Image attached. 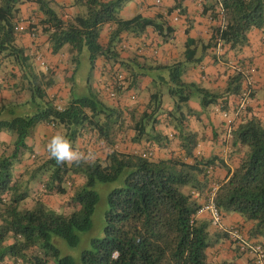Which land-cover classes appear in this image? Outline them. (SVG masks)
Returning a JSON list of instances; mask_svg holds the SVG:
<instances>
[{
    "label": "trees",
    "instance_id": "1",
    "mask_svg": "<svg viewBox=\"0 0 264 264\" xmlns=\"http://www.w3.org/2000/svg\"><path fill=\"white\" fill-rule=\"evenodd\" d=\"M130 1L83 0L86 14L64 19L48 2L37 0L42 17L38 23L31 22L25 32L32 37L37 32L46 35L54 55L68 47L72 64L79 63L86 53L88 81L97 59L112 63L117 96L137 88L147 72L155 71L142 112L138 105L131 110L112 108L95 95L70 97L66 103L52 97L49 92L57 85L56 70L50 66L48 70L38 68L36 56L18 42L21 33L15 27L21 13L18 6L23 1L0 0V94L8 90L17 97L16 101L4 99L0 103V138L4 133L13 138L0 147V264H76L71 256L62 255L54 240L59 238L76 247L77 233L90 230L99 202L95 185L120 180L121 187L107 196L104 236L90 241L78 264H233L209 261L207 251L224 239L241 253L224 232L218 230L216 237H211L205 225L197 222L202 204L192 193H207L213 182L218 184L214 202L222 220L224 214H236L251 222L245 233L248 239L264 238V122L250 115L249 106L255 89L251 86L248 105L229 127L231 151L237 157L230 169L216 156H197L200 139L189 130V119L195 116L189 104L197 97L203 109L220 104L226 110L230 97L241 96L245 77L233 72L220 91L186 82L183 77L186 65L200 64L218 43L235 51L248 45L247 34L252 30L260 31L264 38V0H202L200 14L212 24L210 37L206 42L192 39V25L186 27L183 60L170 65H153L144 56L119 60L117 49L124 33L141 38L152 29L163 44L175 39L165 16L144 18L137 14L122 19L119 13ZM174 2L166 16L185 12L184 0ZM104 26L109 27L108 35L100 40ZM217 57L227 61L224 56ZM118 66L126 87L117 80L119 70L114 68ZM76 71L70 72L72 82ZM166 96L171 103L169 111L164 110ZM43 125L64 129L74 146L80 138L103 142L105 147L94 150L102 158L97 156L94 163L77 167L56 164L48 152L46 158L36 157L27 141ZM161 125L173 131L171 136L158 129ZM128 138L134 145L147 143L151 152L155 147L169 150L173 144L176 151L169 150V155L162 158H145L137 149H119ZM26 152L34 164L21 173L18 167L23 165ZM216 167L226 170L225 179L216 180L213 171L207 174L208 169ZM24 177L29 178L27 182ZM79 179L81 185H77ZM33 181L40 185L42 198L31 189ZM51 196H68L72 212L47 206L44 197ZM29 199L34 201L31 207ZM232 227L243 231L240 226Z\"/></svg>",
    "mask_w": 264,
    "mask_h": 264
},
{
    "label": "crops",
    "instance_id": "2",
    "mask_svg": "<svg viewBox=\"0 0 264 264\" xmlns=\"http://www.w3.org/2000/svg\"><path fill=\"white\" fill-rule=\"evenodd\" d=\"M21 3L18 8H20L19 15V23H22L26 27L30 25L31 22L38 23L39 19L42 15L39 14V5L37 4V0H21ZM40 1V0H38ZM44 3H49V7L54 9L56 12L63 15L64 19H69L79 14V12L75 9V5H82L83 0H42ZM103 2H107L109 0H101ZM175 0H131L127 5L122 8L119 13V16L128 20L133 18L135 15L140 14L144 18H154L157 15L165 16L168 21V24L174 29L175 39L171 43H161L160 38L149 29L146 34H144L141 38H136L132 34L124 33L122 34V42L118 46L117 52L120 55L119 60L121 61H129V59H134L136 57L144 56L149 60H152L155 64L162 65H170L176 61L183 60V44L185 42V29L186 27L192 25L190 37L193 39H201L203 42H206L210 37V28L211 23L201 16L202 11V2L200 0H184L183 8L184 13L178 14L177 12H173L171 15L166 16L167 9H171L175 5ZM109 27L104 26L100 32V40H104L108 35ZM248 45L243 47L238 54H235L233 51L229 50L228 47H224L221 55L226 58V62H221L217 56L215 49L208 51V54L204 57L203 61L200 64L194 66H185V73L183 75L184 80L189 83L198 84L201 87L209 89L210 91H220L226 85V81L229 76L232 75L234 70L231 67L232 64L238 63L241 65H249L253 67L254 72L251 74V78L254 84L255 89V97L250 101L249 106H251V114L262 122H264V38L260 31L252 30L247 34ZM19 45L31 50V52L37 57L41 56L42 62H46L50 67L54 68L55 77L57 85L54 89H52L49 94L54 97L57 96L59 102L66 103L71 95L76 94L77 92L80 94L84 93V91L89 86L92 88L96 85L102 87H107L106 79L108 78V82L112 84V74L111 70L112 63L104 60L97 59L95 68L91 72V78L88 81L87 77L85 79L77 78V72L72 80H70V72L72 69L70 68V55L68 54V48L63 50L61 53L54 55L52 53L51 46L48 42V37L46 35L37 32L35 37H32L28 32H24L19 36ZM179 46L182 48V52L179 50ZM216 54V57L214 55ZM220 55V56H221ZM218 58V59H217ZM84 60V59H83ZM87 61V59H85ZM217 60V61H215ZM36 65L39 68L38 60L35 61ZM132 65L137 68L133 63ZM89 63L86 64L88 68ZM118 68V76L119 72L122 73L120 79H123V70L120 66L114 68V71H117ZM101 69V70H100ZM88 71H90V66ZM87 71V73H88ZM63 73V76H61ZM148 76L143 79L141 84L129 91L127 98H118V100L112 101V99H107L105 96V101L112 108H118L119 110H125L129 107L133 109L135 105L130 106V101L134 102L137 94L140 90H145L148 92L151 87V78L154 79L156 76L155 71L147 72ZM71 81V82H70ZM67 82L70 85L67 86ZM102 82L103 85L100 83ZM104 82V83H103ZM109 84V85H110ZM106 85V86H105ZM244 85V83H243ZM259 90L263 91V94L260 98L257 97V93ZM105 93V92H104ZM149 96V94H148ZM146 100L147 101V98ZM6 102H13L17 100V97L14 93L9 92L8 90H4L2 94H0V103L2 100ZM197 100H193L189 104V108L194 112L195 116L189 119V130L199 135V146L197 148V156L208 158L211 156H216L220 158V163L232 169L237 161V157L232 153L231 142L232 139L229 136V127L227 125V119L224 117L225 113H229L236 105L237 97H230L227 101V108L223 110L220 104L211 106L209 109L206 108L205 111L199 106V102ZM169 100L164 101V110L171 109L170 105L167 103ZM144 106L142 108L138 106V111L142 112ZM222 112V113H221ZM158 129L164 134L171 135L173 131L171 129L166 128L165 125H161ZM61 132L65 134L64 129L61 127L53 126V125H43L34 131L33 135L28 139V145L33 151V154L36 157H45L47 156L46 144L49 139L57 132ZM13 138L9 134H3L0 138V147L5 143H11ZM176 143V141H174ZM118 145H121L119 143ZM142 145V144H141ZM141 145H130L129 149H138ZM75 147H79L81 151L83 149H102L105 147L103 142L99 144L94 143L93 140H88V138H80L75 143ZM121 147L119 148L121 150ZM228 148V150H227ZM231 151L230 153L227 151ZM229 153V154H228ZM98 157L101 155L96 154ZM33 158V155H31ZM30 157V158H31ZM102 158V157H101ZM23 165H21L19 170L21 173H24L25 170L31 169L34 164L32 159H28L25 156ZM18 171V172H19ZM213 177L216 180H223L226 177V170L222 167L214 168L212 172ZM25 181L29 179L28 177H24ZM36 182V181H35ZM82 180L79 179L77 181V185H81ZM37 184V185H36ZM32 182L30 187L32 190L37 191L39 194L41 193V187L38 183ZM72 195V194H71ZM70 196V194L68 195ZM61 196H51L44 197V202L50 208L62 212L65 208H69L66 201V197ZM42 198V195L40 194ZM195 198L198 200L199 204H203L206 199V192L202 195H196ZM28 206H33V199L28 200ZM31 204V205H30ZM223 225L225 226H240L242 227L244 233H248L249 229L252 227L251 222L244 221L240 216L236 214H224L223 215ZM197 222L202 223L207 228V231L210 233L211 237H216L218 229L215 227L214 223L211 221L210 216L207 213H202L197 216ZM254 242H260L264 246V238L251 239ZM207 255L209 261L211 262H222L228 261L233 264H251V261L248 257L238 254L235 251V247L233 244L229 242V240L224 239L221 240L215 247L209 249L207 251Z\"/></svg>",
    "mask_w": 264,
    "mask_h": 264
},
{
    "label": "rangeland",
    "instance_id": "3",
    "mask_svg": "<svg viewBox=\"0 0 264 264\" xmlns=\"http://www.w3.org/2000/svg\"><path fill=\"white\" fill-rule=\"evenodd\" d=\"M75 9L81 15L86 14V6L83 5V4L82 5H75ZM67 48L68 47H66L65 49H67ZM179 50L182 52V48L180 46H179ZM239 51H240V49H236L235 51L233 50V52L235 54H238ZM87 57L88 56L85 53L84 54V57H83L84 60L82 59L79 63L78 62L77 63H74L73 62V64L70 62V68L72 70L73 69H77V71H76L77 72V78H79V79L80 78L81 79L82 78L85 79L86 77L87 78L89 77V75L87 73V71L89 69V66H88V68L86 67V64L89 63ZM85 59H87V61ZM252 69H253V67H252ZM61 76H63V73H61ZM57 78H58V76L55 77V80ZM106 80H107L106 81V84L109 85L110 82H108V78ZM100 84L103 85L102 82ZM68 85L71 86V84H69V82H67V86ZM148 92H146L145 90H140V92L137 94L135 100H133L134 102H132V101L129 100V102L131 103L130 106L131 105H136V106L138 105V106H140L142 108V106H144V104L146 103L145 100H146V97L148 96ZM262 94H263V91L262 90H259L258 93H257V97L260 98L262 96ZM93 95L97 96L105 104L107 103L105 101V96L107 97V99L114 100L113 97H111L110 92H108V94H107L105 88H103V90H102V87H100L98 85H96L95 87L93 86L92 88H90L88 86L87 89L84 91V93H82V94L79 95V93L77 92L76 94L71 95L70 97L80 98V97H89V96H93ZM126 95H128V93H124V92L121 93L118 96L116 95L117 96V100H118V98L128 99ZM168 100H169V98L166 96L165 99H164L165 103ZM193 100L196 101L197 100V97H194ZM167 105H170V102H168ZM209 108L210 107H208L207 109H209ZM202 110H203V108H202ZM205 110L206 109H204L203 111H205ZM228 112H229V116H232V114H233L232 112L233 111L231 110V113H230V111H228ZM130 138H128L127 141H125V142L122 143V146H123L122 149L128 150L127 147H129L130 145L133 144L132 142H130V140H129ZM174 148H176V147L173 144L171 146V148L169 149L171 151V153H175L176 150ZM142 149H143V147H141V148L139 147L137 149V151H140ZM169 150L158 149V147H155V148H153V155H154L155 158H162V157H165V156H168L169 155ZM27 153L28 152H26V155L25 156H27ZM33 182L36 184L35 181H33ZM121 182H122V180H120L119 182H117L115 184H111V183H109V184H100V183H98V184L95 185L94 190L96 192H98V194H99V202L96 205L95 210H94V213H93V215L91 217V221H92L91 228H90V230L88 232H78L77 233L79 235V243H78V245L76 247L69 246L62 239H59V238L55 239L54 242H55L56 246L62 252V255H65V256L66 255H69V256H71L74 259V261L76 262V264H78L82 252L90 248V241L92 239H101L104 236L103 227H104V224H106L105 214H106L107 209H108L107 196H108V193L110 191H113L115 189L120 188L121 187ZM65 209L68 211V212H66L67 214L70 213V212H72L71 210H73L70 207L69 208H65Z\"/></svg>",
    "mask_w": 264,
    "mask_h": 264
},
{
    "label": "built area",
    "instance_id": "4",
    "mask_svg": "<svg viewBox=\"0 0 264 264\" xmlns=\"http://www.w3.org/2000/svg\"><path fill=\"white\" fill-rule=\"evenodd\" d=\"M202 1V0H200ZM220 14L223 15L222 9L220 8ZM25 26L23 24H17L15 27V30L19 33H22L25 31ZM264 40V39H263ZM223 47L220 43L217 44L215 51L218 55L222 53ZM36 60L39 62V66L44 69L48 70V65L46 62H42L41 56H37ZM231 67L234 70V72H239L241 75L245 77V88L241 94V96L237 99L236 105L233 108V120L240 116L241 113L245 110L246 106L249 103V96H250V88L252 86V78L251 73L254 72L252 67L250 66H238L237 64H232ZM119 79V78H118ZM224 117L227 118V114H224ZM231 121L229 120L228 123ZM143 157H150L152 156L151 150L146 149L145 153L142 154ZM211 168L208 169L207 174L211 173ZM210 191L208 190L206 193V199L203 203L199 215L202 213H207L211 220L213 221L216 228H218L219 231L224 232L236 245L239 252L248 258L251 259L252 264H264V249L258 242H254L251 239H248L246 234L238 229L237 227L232 226H224L222 223V214L220 213V210L216 207L214 198L215 193L218 189V184L216 182H213L211 184ZM117 255L114 254L113 259H116Z\"/></svg>",
    "mask_w": 264,
    "mask_h": 264
},
{
    "label": "clouds",
    "instance_id": "5",
    "mask_svg": "<svg viewBox=\"0 0 264 264\" xmlns=\"http://www.w3.org/2000/svg\"><path fill=\"white\" fill-rule=\"evenodd\" d=\"M18 24H22V23H18ZM28 27L25 26V28H26L25 31L28 29ZM24 32H22V33H24ZM220 55H218V56H220ZM236 64L239 66L238 63H236ZM243 66H246V65H241V67H243ZM247 66H249V65H247ZM48 67H49V65H48ZM39 68H41V67L39 66ZM119 73H120V75L118 76L119 79H117V80L119 81L120 84H123L125 86V81L123 80L124 79V75H123V79H120V77L122 76V73L121 72H119ZM114 79H115V76H113V74H112V81H111L112 84L108 85L105 88L107 94H108V92H110V95L113 98H115V96H116L115 93H114V89H115V85H114L115 80ZM252 87L254 88L253 81H252ZM225 114H227V118L225 117L227 119V125L231 126V123L233 122V115L229 116V113H225ZM229 120L231 121L230 123H228ZM141 147H143V149L140 150L139 152H141L140 154L142 155L143 153H145V151L147 149V143L145 145L142 143ZM46 150H47V152L49 154V157L51 159L55 160L56 164H58V165L67 164L69 166L75 165V166L79 167L81 165H88V164L94 163L96 161V159H97V155L92 149H89L87 151H81L79 147H75L74 146L72 140H70L65 134H63V133H61L59 131H57L49 139V141L46 144ZM227 150H228V148H227ZM151 153H152V156H153V152H151ZM145 158H147V157H145ZM211 170L213 171L212 168H211ZM192 195L194 197L196 196V194H193V193H192Z\"/></svg>",
    "mask_w": 264,
    "mask_h": 264
}]
</instances>
